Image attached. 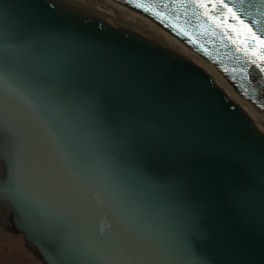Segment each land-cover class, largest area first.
<instances>
[{
  "label": "water",
  "instance_id": "water-1",
  "mask_svg": "<svg viewBox=\"0 0 264 264\" xmlns=\"http://www.w3.org/2000/svg\"><path fill=\"white\" fill-rule=\"evenodd\" d=\"M60 1L0 0V218L49 264H264L252 119L182 54ZM256 75L239 89L264 109Z\"/></svg>",
  "mask_w": 264,
  "mask_h": 264
},
{
  "label": "bare ground",
  "instance_id": "bare-ground-1",
  "mask_svg": "<svg viewBox=\"0 0 264 264\" xmlns=\"http://www.w3.org/2000/svg\"><path fill=\"white\" fill-rule=\"evenodd\" d=\"M63 2L71 3V5L83 9L85 12L99 18L104 17L113 26L119 27H130L141 33L143 36L169 48L172 49L184 57L193 60L194 62L200 63L206 67V69L214 77L216 83L221 86L226 93L244 108L250 118L264 135V114L250 105L246 104L242 99H240L228 86L227 84L218 76V74L200 57L194 54L187 46H185L179 39L173 36L168 30L162 29L157 26L150 19L145 18L142 14L137 11L130 10L114 0H62ZM91 11V12H89ZM26 255L28 252L25 253Z\"/></svg>",
  "mask_w": 264,
  "mask_h": 264
},
{
  "label": "rangeland",
  "instance_id": "rangeland-1",
  "mask_svg": "<svg viewBox=\"0 0 264 264\" xmlns=\"http://www.w3.org/2000/svg\"><path fill=\"white\" fill-rule=\"evenodd\" d=\"M25 253L22 234L4 231L0 227V264H42Z\"/></svg>",
  "mask_w": 264,
  "mask_h": 264
},
{
  "label": "snow or ice",
  "instance_id": "snow-or-ice-1",
  "mask_svg": "<svg viewBox=\"0 0 264 264\" xmlns=\"http://www.w3.org/2000/svg\"><path fill=\"white\" fill-rule=\"evenodd\" d=\"M190 2L201 6H206L211 3L213 8L219 5L224 9H227V13L225 15L238 21L248 33V37H246L245 42H248V39H250L251 41L258 42L259 45L264 48V31H261V34L257 35V31L254 30V25L247 23L240 14L241 6L243 5L244 0H190ZM262 2H264V0H262ZM137 6L145 7L143 3H138ZM145 10L150 9L146 8ZM230 27H232V25H230ZM261 59L264 60V54L261 55ZM262 71H264V69H262Z\"/></svg>",
  "mask_w": 264,
  "mask_h": 264
}]
</instances>
